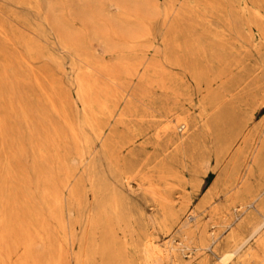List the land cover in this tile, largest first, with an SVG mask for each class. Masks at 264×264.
Instances as JSON below:
<instances>
[{
    "label": "rangeland",
    "instance_id": "obj_1",
    "mask_svg": "<svg viewBox=\"0 0 264 264\" xmlns=\"http://www.w3.org/2000/svg\"><path fill=\"white\" fill-rule=\"evenodd\" d=\"M39 1L36 7L34 0H0V171L4 172L0 183L15 191L4 192L2 200L23 214V229L30 226L32 252L38 250L40 239L39 232L31 228L35 222L26 213L28 207L46 224L43 237L50 235L57 246L61 245L64 264L76 263L87 222L104 207L114 224L110 236L124 247L131 264H139V247L134 243L143 232L164 249L177 247L178 256L157 258L154 264H231L232 258L219 259L226 249L223 239L229 228L225 220L231 213L225 197L214 195L212 203L205 204L197 216L205 229L220 232L214 251L197 254L190 250L196 243L194 238L184 241L191 247L186 248L180 244L182 235L174 223L168 230L161 225L158 204L142 185L150 179L173 197L183 199L186 206L179 214L183 219L215 187L224 166L215 164L213 127L206 130L202 126L205 117L216 115L214 107L202 104V99L207 86L217 88L220 78H213L209 85L198 82L185 62L170 58H183L176 45L183 42L184 35L192 39L213 35L240 38V51L254 70L258 100H263L253 123L264 120V33L243 7V0H75L71 7L67 0H49L52 9L46 0ZM245 1L250 4L255 0ZM257 1L264 13V0ZM134 16L142 18L143 27L135 26ZM59 18L69 21L78 52L86 53L95 69L85 68L62 47L59 34L65 38L70 34ZM92 28L107 32L108 37H91ZM25 43L35 51L29 53ZM128 64H132L130 72L125 70ZM107 68L118 76L121 85L113 104L109 103ZM33 74L39 76L41 85ZM86 78L95 80L97 98L106 97L108 85V113L100 109L95 119L89 117L90 108L83 105L79 92L80 83L83 88L87 86ZM52 89L57 92L53 98L63 114L50 106L47 92ZM91 90H84L85 98H90ZM20 105L27 109L26 118ZM156 109L177 110L194 122L185 133L184 151L192 157L202 154L199 163L195 164L198 157L183 156L172 163L170 171L162 167L161 159L168 151H162V141L155 137L163 124ZM159 138L165 141L161 132ZM190 142L201 149L192 151ZM38 145L45 155L38 152ZM6 161L12 164L11 171ZM133 162V175L126 186L122 171ZM44 185L46 191L41 190ZM113 194H121L119 221L105 203ZM244 216L239 215L236 223ZM125 226L132 228L125 230ZM23 234L21 229L17 232L20 240ZM88 237L93 244L104 240L99 228H91ZM249 244L253 239L243 249ZM22 249L21 245L13 247L11 260H0V264H15ZM96 260L102 263L98 254Z\"/></svg>",
    "mask_w": 264,
    "mask_h": 264
},
{
    "label": "bare ground",
    "instance_id": "obj_2",
    "mask_svg": "<svg viewBox=\"0 0 264 264\" xmlns=\"http://www.w3.org/2000/svg\"><path fill=\"white\" fill-rule=\"evenodd\" d=\"M74 1L67 0L66 2L71 7L74 6ZM46 2L49 9H52L53 6L50 1L46 0ZM39 4V0H34V6L38 7ZM243 7L248 9L252 21L264 33V13L261 4L257 0L250 4L243 0ZM133 19L136 27H143L144 21L140 16H134ZM54 21L56 25L59 23L57 19ZM63 21L66 23L70 35L65 38L62 34H59L62 47L68 53L77 57L85 68L89 70L95 69V66L87 59V54L78 52V48L74 43L75 34L69 21L60 19V22ZM115 22L119 26H125L122 21L115 20ZM89 33L91 37H97L102 40L108 37L107 32H99L95 28H92ZM186 35H184L183 42L176 45V48L183 51V58L176 56L170 58L178 63L185 62L184 64L190 69L193 78L198 82L204 81L209 85L213 78H220L217 88L207 86L202 99V104L214 107L216 112V115L212 118L205 117L202 120V126L206 130L213 127L215 164L223 163L224 166L215 187L204 198L200 199L196 207L192 208L183 219L179 215L186 206L183 199L180 200L178 197H173L167 190L160 189L150 179L142 187L147 193L152 195L158 204L162 213L161 225L168 230L170 225L174 223L177 233L182 235L180 244L186 248L190 249L191 247L184 241L194 238L196 243L190 250H195L197 254L208 250L214 251L217 247L219 230L205 229L204 224L200 223L197 216L205 204L212 203L214 195H222L228 201L227 205L231 213L225 220V226L229 228V232L223 239L226 249L219 256V259L224 261L226 258H232L231 264H264V120L256 124L253 123L258 106L263 100H258L257 87L253 77L254 70L250 64L245 62L246 57L240 51L242 46L240 38L213 35L210 38L197 37L192 39L186 38ZM25 46L29 53L35 51L29 43H25ZM208 57L210 58L209 60H207ZM262 61L264 62V57ZM131 67L132 64H128L125 66V70L130 72ZM105 75L111 90L109 103L113 104L116 100L115 94L118 92V88L121 87L120 80L108 68L105 71ZM33 77L35 82L41 85L39 76L33 74ZM84 80L87 86L83 88L80 83L79 92L83 105L90 108L89 117L95 119L100 109L108 113V85L106 86V97L97 98L98 96L94 95L93 90L95 88V80H89L88 78ZM8 86L11 90L14 89L12 82L8 83ZM90 88H92L91 96L90 98H85L84 90ZM56 93L53 89L47 92V99L52 109L61 111L63 114L62 107L61 109L58 108L53 98ZM177 93L173 94L174 105L175 102L177 103ZM9 101L11 102V100ZM59 102L62 105V99H59ZM93 105H97V109ZM20 109L22 117L26 118L27 109L25 105H20ZM156 112L163 118V124L156 130L155 137L162 141V151H168L161 159L162 167L170 171L172 163L183 156L189 157V159L198 157L195 160V164L199 163L203 159L202 154L192 157L191 154L187 156L186 151H184L185 133L194 125V122L177 110L156 109ZM0 120L2 121L1 118ZM53 131L55 132L54 127ZM160 132L165 135V141L159 138ZM72 133L74 134L73 129ZM190 145L192 151L201 149V146L199 147L194 142H190ZM37 150H40L38 152L42 153L41 155H45L41 145L37 146ZM6 162L8 165L6 168H9V170L13 168L12 164L10 165L8 161ZM133 171L134 162L130 164L129 168L122 171L121 179L126 186L129 185ZM3 174L4 172L0 171V175ZM255 175H257V180L253 181V176ZM5 186H8V190L4 189ZM46 188L44 185L41 190L46 191ZM6 191L9 194L15 193L14 187L11 188L10 185H6L4 182L0 183V260L3 262L7 261V258L11 260V249L21 245L23 249L21 254L17 256L15 264H40L41 262L64 264V254L61 245L57 246L50 235H44L43 237L48 228L36 213L33 215L34 209L28 207L26 213L32 216L35 222L31 228L39 232L38 236L40 239L37 245L38 250L34 251V253L32 252L33 242L29 238L30 226H26L23 229V214L14 210L9 203L4 202L6 199L2 200V195ZM71 194L74 195L75 192ZM120 198L121 194H113L108 197V200H105V203L110 206L118 221L122 217L121 210L118 208ZM46 201L44 199V202ZM241 214H245L244 218L236 223V219ZM109 215L110 213L107 216L106 209L103 207L94 218L88 220L86 230L82 234L83 244L76 257L75 264H131V260L124 252V247L118 245L114 237L110 236L114 224ZM91 228H99L104 240L94 244L89 241L88 234ZM130 228L132 227L125 226V230H131ZM20 229L24 232L22 240L17 236V232ZM107 233L108 238L105 239ZM140 235L142 236L134 243L135 247H139V264H154L157 258L171 254L178 256L176 246H169V248L164 249L148 233L143 232ZM252 239L253 244H249L243 249L245 244ZM53 250L55 251L54 254ZM97 254L101 256L102 263L97 262ZM204 260H206V256L203 257Z\"/></svg>",
    "mask_w": 264,
    "mask_h": 264
}]
</instances>
